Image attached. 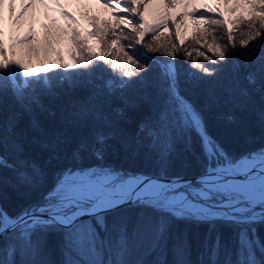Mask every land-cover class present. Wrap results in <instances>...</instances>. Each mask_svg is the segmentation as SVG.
Listing matches in <instances>:
<instances>
[{
    "label": "trees",
    "instance_id": "trees-1",
    "mask_svg": "<svg viewBox=\"0 0 264 264\" xmlns=\"http://www.w3.org/2000/svg\"><path fill=\"white\" fill-rule=\"evenodd\" d=\"M256 2L258 0H248V10L249 14L258 17L264 12L259 8H251L250 5ZM165 3L169 8L172 7L170 0H165ZM59 8L69 38L72 40L73 30L77 34L78 42L73 43L72 40L74 61L70 63L65 60L60 47H56L49 62L34 72L49 76L50 86L44 88L42 85H33L25 90L23 104L17 100L10 85L0 91V119L7 120L10 116L17 118L15 130L22 135L24 144L21 154L6 151L5 155L10 163L19 160L27 161L29 165L27 183L18 178L13 168H0V209L16 216L40 204L58 177L65 170L74 168L107 165L118 169L123 175L139 170L158 175H182L200 173L213 165L214 160L195 129L175 122L161 127V110L171 103L164 90L161 71L164 61L175 60L180 94L199 113L208 136L230 159L237 160L242 155L264 149V98L256 86L249 85L245 79L255 65L248 63V48L239 46L241 39H246L260 27L259 20L249 24V15L247 18L238 16L244 19L233 33L236 50L226 62H220L205 43H226L228 25L209 24L206 35L203 31L205 23L200 16L203 12L205 19L225 21L217 9L209 12L196 7L189 8L185 12L191 14L185 15L189 23L188 31L182 40L176 33V23L182 18V13L178 12L174 18L169 15L167 27L163 30L145 32L143 42L138 44L136 40L139 32L144 29L137 20L135 32L128 24L117 23V17L133 19L121 10H103L90 0H76L67 9ZM79 17L84 19L89 29ZM236 19L231 18L229 21ZM212 29L216 31L212 32ZM88 32L95 34L91 37ZM0 45L3 46L1 39ZM129 45L139 49L140 53H146V56H139L140 61L148 65L146 70L129 62L124 54H130ZM149 46L152 50H149ZM249 46L255 56L264 53V40L259 37L256 41H250ZM167 52H173L174 56L166 55ZM101 56L106 59H100ZM205 56L211 59H205ZM213 60L217 64H213ZM193 63L215 67V74L209 76L199 73L190 67ZM63 64L69 67H58ZM44 69L48 71H42ZM124 71L130 75L124 76ZM244 89H247V93ZM33 94L39 97L42 109L36 105H32L30 110L26 107L28 98ZM33 120L38 121L49 134L47 137L31 129ZM157 131L160 133L159 139ZM52 133H56L57 137L54 142H50L47 147L42 146L45 139L52 141ZM98 137L102 138V143L98 142ZM165 137L171 143L170 150H166ZM97 150H100V156H97ZM193 183L199 182L186 184ZM145 214L150 217L162 215L131 202L115 212L105 213L108 231L97 227L95 254L77 249L72 251L73 248L69 251L64 245L62 233L50 230L46 234L38 232L33 236V240L41 244L39 255L33 256L21 249L15 259L17 264H29L33 259L44 264H88L92 260H103L105 264L122 260L127 264H157V261L175 264L180 258L174 248L178 236L187 240L184 259L191 264L208 261L207 249L213 241L219 242V256L213 259H218L220 264L226 260L235 262L238 258V229L235 224L217 221L212 226L169 217L167 245L153 249L147 238L137 236L138 217ZM121 216L127 221L130 237L126 254L118 252V234L113 230L114 221ZM252 227L258 240L264 242V223H256ZM12 243H17L15 233L0 238V247ZM255 254L258 258L261 256L259 250Z\"/></svg>",
    "mask_w": 264,
    "mask_h": 264
},
{
    "label": "snow or ice",
    "instance_id": "snow-or-ice-1",
    "mask_svg": "<svg viewBox=\"0 0 264 264\" xmlns=\"http://www.w3.org/2000/svg\"><path fill=\"white\" fill-rule=\"evenodd\" d=\"M111 6V5H109ZM187 7V5H185ZM227 7V5H225ZM251 8L256 10L259 8L264 12V0H258L252 3ZM202 7L211 12L213 9L207 5ZM235 5L229 11L233 10ZM125 11H131L135 15H139L138 8L132 7L131 3H126ZM116 15V13H113ZM185 15H191L185 13ZM201 20L205 23L203 31L207 35L209 32L208 25L227 24V41L224 44L214 42L212 45L205 43L220 62H226L232 52L236 50V41L233 33L237 26L243 21V17H237L235 21H223L218 19L207 18L205 14L200 13ZM260 21V27L255 29L253 34H249L246 39L239 41L240 48H248V63L255 65L251 71L247 73L245 79L249 85L256 86L264 98V53L255 56L252 47L249 46L250 41H256L257 37L264 40V14L254 16L251 13L248 17L249 24L254 21ZM105 26L107 21L104 22ZM117 23L128 24L133 32L137 31L132 20L120 19L117 17ZM142 29H149L147 24ZM216 29H212L215 32ZM88 33V35H94ZM145 31L140 30L136 43H142ZM155 38V37H154ZM27 39V38H25ZM73 43H77V34L73 30ZM21 43L23 41H20ZM199 43V41H197ZM130 54L124 53L130 63H135L140 69H147L148 65L140 61L139 56L146 53H140V50L132 45ZM149 50H152L149 46ZM203 55V53H198ZM166 55L174 56L173 52H167ZM0 57H4L0 61V91H3L9 85L16 94L17 100L22 104L25 101L24 92L33 85H42L44 88L50 86V77L41 76L35 73H29L24 70V77H33L32 79L20 78L17 68L12 65L19 64V61L9 60L4 56L3 46L0 45ZM100 59H106L101 56ZM205 59H211L205 56ZM88 63V61H85ZM213 64L217 61L213 60ZM78 65H73L76 67ZM115 68V64L112 65ZM58 67L68 68L69 65L63 64ZM191 68L197 69L199 73L204 75H214L216 68L209 67L200 63H193ZM47 72V69L42 70ZM164 77V90L168 100L171 102L169 107L163 108L159 116V122L163 128L165 125L175 122L184 127H191L201 136L202 142L213 148V155L219 152L223 157L222 161H218L215 167L209 165L210 170L201 176L196 186L194 195L169 196L168 193H176L177 189L173 187L181 183L180 179H174L170 183H162L159 179L139 180L132 176L119 180V187H116V180L112 179V172L95 173V172H72L68 170L58 177L56 186L46 196L43 197V203L37 204L29 209L22 211L16 217H10L6 212L0 209V237L9 236L15 233L17 243L8 244L0 247V264H17L15 259L19 250L37 256L41 250L39 241H34L33 236L48 231H57L62 233V239L66 248L78 247L86 253L95 254L97 251V227L103 231H108L105 213L115 212L122 205L131 202L134 205L151 208L162 215L150 217L147 214L139 216L137 221V236H144L150 242V247L159 249L166 247L169 239L170 222L169 217L175 219L191 220L196 223H207L214 226L217 221L232 223L237 226V245L238 258L235 262L226 260L224 264H264V242H260L256 236L255 228L252 227L256 223H264V149L259 153L249 154L242 157L239 161L230 159L222 149L208 136L203 124L202 117L193 108V106L180 94V82L178 72L175 67V60L164 61L161 68ZM196 75L197 73H192ZM124 76L130 75L128 71L123 72ZM35 92V90H33ZM247 93V89L243 90ZM29 103L26 106L29 110L32 105L43 108L40 99L33 94L28 98ZM16 117L10 116L7 120L0 119V168L11 167L17 171L18 178L27 183L29 168L27 161H19L10 163L5 155L6 151L15 152L17 155L23 152L24 144L21 134L16 132ZM31 129L39 132L41 136L47 137L49 134L41 128L38 121L33 120L30 125ZM52 141L45 139L42 146H49L50 142H54L56 133H52ZM157 138L160 133L157 131ZM35 139V137L33 138ZM165 139L166 150L171 149V143ZM98 142H103L98 137ZM97 156L101 155L100 150L96 151ZM259 168L258 173L256 172ZM239 170L245 177V181L241 183H232L228 179L233 173ZM35 173V169H32ZM256 173V174H253ZM103 177L100 179L99 177ZM191 187V185H188ZM260 211L257 212L256 208ZM88 217V220L82 219ZM114 231L117 232L118 252L126 254L130 247V237L127 229V221L122 216L114 221ZM176 254L180 257L175 264H191L190 261L184 259L187 254V240L183 236H178L174 241ZM259 250L261 256H256ZM220 246L218 241L213 243L207 249L208 261L202 264H220L218 257ZM29 264H44V262L33 259ZM71 264V262H70ZM88 264H105L103 260H92ZM108 264H127L126 261L108 262ZM144 264V262H139ZM157 264H167L166 261H157Z\"/></svg>",
    "mask_w": 264,
    "mask_h": 264
},
{
    "label": "rangeland",
    "instance_id": "rangeland-1",
    "mask_svg": "<svg viewBox=\"0 0 264 264\" xmlns=\"http://www.w3.org/2000/svg\"><path fill=\"white\" fill-rule=\"evenodd\" d=\"M25 1H28L26 11L24 13H17L14 10L19 6L20 0H0V39L3 42L4 56L9 60L19 61V64L23 65V68H20L19 65H12V67L17 68L20 73V78H27L24 77V70H27L29 73L38 72L42 65L45 63L47 64L52 56H54L56 47H60L65 60L72 63L74 61L73 55L75 54V49L72 40L68 36L65 22L59 15V7L67 9V7L71 6L76 0H23V2ZM90 1L92 4L100 6L103 10H121L128 16L138 19L141 24H143L147 8L152 4L151 0ZM126 3H131L132 7L138 8L139 15H135V13H132L131 11H125ZM170 3L172 7L169 8L165 3V0H154L151 13L153 14L152 18L154 23L158 24L159 28L155 31L145 29L146 32L155 33L163 30L167 27L166 22L169 15L174 18L176 14L180 12L182 13V18L176 23V33L180 40H182L188 31L189 24L187 23L185 12L191 7L206 11L207 9L202 7L203 5H207L208 8L213 10L217 9L220 11L225 21H229L231 18L238 16H244L247 18L249 15L248 0H170ZM185 5H187V7ZM225 5H227V7ZM233 5H235V8L229 11L228 9H231ZM79 18L83 25L87 26L84 19L81 17ZM20 41L23 42L21 43ZM3 59L4 57H0V61ZM211 158L214 160V163L223 160V157L220 156L219 152L216 153V156L211 155ZM66 171L68 170H65L64 172ZM71 171L95 173L112 172V179H115L116 182L125 177L126 174L133 173L128 172L123 175L118 169H113L107 165H89L84 168H74ZM99 178L103 179L102 176ZM56 183L46 192L45 196L54 189ZM197 184L198 183L188 184L191 185V187H188V185L184 183L182 184L184 186H180L181 188L175 187L177 189L175 194L169 192L168 195L170 197L173 195H187L191 197L195 193ZM42 203L43 202L40 204ZM256 211H260L259 207L256 208ZM8 215L14 217L13 215ZM72 248V251H75V249L81 250L78 247ZM68 250L71 251L69 248Z\"/></svg>",
    "mask_w": 264,
    "mask_h": 264
},
{
    "label": "water",
    "instance_id": "water-1",
    "mask_svg": "<svg viewBox=\"0 0 264 264\" xmlns=\"http://www.w3.org/2000/svg\"><path fill=\"white\" fill-rule=\"evenodd\" d=\"M247 155H249V154H245L244 156H247ZM244 156H241L239 158V160L242 157H244ZM206 170H209V169H206ZM206 170H203V172H200V173L182 174V175H176V174H171V175H163V174H160V175H158V174H154V173H150V172L148 173V172H144V171L139 170V171H136L134 173H128V174H126V176L123 177L122 179H125L126 180L129 176L130 177H132V176L139 177V176L143 175V176H146L147 178L159 179L162 183L168 184V183H170V181L179 178L180 181H181V183L178 184V185H174L173 186V187H177V186H180V185H182L184 183L191 182V181H197V182H199L201 176L206 172ZM235 175L243 176V174L240 173L239 170H237L231 176H235ZM119 180L117 181L118 184L116 182V185H115L116 187H119ZM83 218H86V217H83Z\"/></svg>",
    "mask_w": 264,
    "mask_h": 264
},
{
    "label": "bare ground",
    "instance_id": "bare-ground-1",
    "mask_svg": "<svg viewBox=\"0 0 264 264\" xmlns=\"http://www.w3.org/2000/svg\"><path fill=\"white\" fill-rule=\"evenodd\" d=\"M151 3L152 4L147 8V10L145 12V18L143 19V25L147 24L149 26V30L150 31H155V30H157L159 28V25L155 24L154 21H153V18H152L153 14L151 13V9H152V7L154 5V0H151ZM27 4H28V1L23 2V0H20L19 6H17L14 11H16L17 13H19V12L24 13L26 11ZM217 162L215 164H217ZM258 171H259V168H257L256 172L258 173ZM253 174H256V173H253ZM137 178H138L137 179V183H138L139 180H145L147 177L141 175V176H139ZM147 179H152V178H147ZM228 179L231 180L232 183H241V182L245 181V177L244 176H239V175L230 176ZM152 180H156V179H152ZM117 184H118V182H117Z\"/></svg>",
    "mask_w": 264,
    "mask_h": 264
}]
</instances>
